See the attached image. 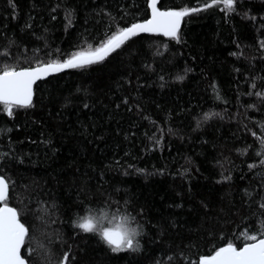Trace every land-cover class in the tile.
<instances>
[{
	"label": "trees",
	"instance_id": "obj_1",
	"mask_svg": "<svg viewBox=\"0 0 264 264\" xmlns=\"http://www.w3.org/2000/svg\"><path fill=\"white\" fill-rule=\"evenodd\" d=\"M207 4L157 0L196 9L178 39L137 34L39 81L11 116L0 105L29 264H196L264 230V0ZM148 19L149 0H0V68L63 62ZM90 214L128 216L139 249L75 226Z\"/></svg>",
	"mask_w": 264,
	"mask_h": 264
},
{
	"label": "snow or ice",
	"instance_id": "obj_2",
	"mask_svg": "<svg viewBox=\"0 0 264 264\" xmlns=\"http://www.w3.org/2000/svg\"><path fill=\"white\" fill-rule=\"evenodd\" d=\"M223 3L228 11L234 10V0H212V4ZM157 0H152L151 19L143 23H135L119 30L106 43L88 51H81L63 62H50L34 68L17 70L15 67L0 68V105L9 116L14 108L27 107L32 103L33 85L39 79L53 72L66 68H81L103 61L111 52L119 48L130 37L138 33H163L164 36L178 39L180 24L183 17L196 9L179 11H160ZM183 79V77H178ZM257 95H264L257 93ZM209 119V114H205ZM264 146V139L261 140ZM264 163V161H262ZM250 167H252L250 165ZM9 185L0 177V264H29L21 255V250L30 239L29 228L21 220V214L8 205ZM264 207V205H262ZM85 233H96L113 252L138 250L140 245L137 237L141 234L128 216L109 219L107 214L97 217L94 214L80 217L75 224ZM242 247L233 242L220 247L214 254L202 257L198 264H264V230L258 234H250ZM61 264H68V254L62 257Z\"/></svg>",
	"mask_w": 264,
	"mask_h": 264
},
{
	"label": "water",
	"instance_id": "obj_3",
	"mask_svg": "<svg viewBox=\"0 0 264 264\" xmlns=\"http://www.w3.org/2000/svg\"><path fill=\"white\" fill-rule=\"evenodd\" d=\"M151 2H152V0H149V12H150V19H151V16H152V9H151ZM181 25V24H180ZM138 34H141V33H138ZM151 34H161V35H163V33H151ZM168 37V36H167ZM131 38V37H130ZM68 69H71V68H66V69H63V70H61V71H59V72H53V73H50L49 75H47V76H45V77H43L42 79H39V80H37L36 82H35V84H37L39 81H42V80H44V79H46V78H48V77H50V76H52V75H54V74H56V73H61V72H65V71H67ZM34 84V85H35ZM34 85H33V87H34ZM1 177V176H0ZM0 206H2V205H0ZM224 247V246H223ZM242 247V246H241ZM214 254V253H213ZM202 258V257H201ZM200 258V259H201ZM200 259L197 261V263L196 264H198V262L200 261Z\"/></svg>",
	"mask_w": 264,
	"mask_h": 264
},
{
	"label": "bare ground",
	"instance_id": "obj_4",
	"mask_svg": "<svg viewBox=\"0 0 264 264\" xmlns=\"http://www.w3.org/2000/svg\"><path fill=\"white\" fill-rule=\"evenodd\" d=\"M34 68V67H33Z\"/></svg>",
	"mask_w": 264,
	"mask_h": 264
}]
</instances>
